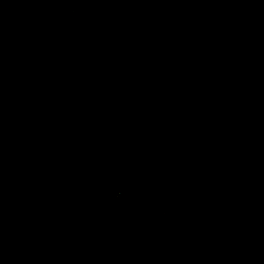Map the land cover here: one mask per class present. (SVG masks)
Here are the masks:
<instances>
[{"label":"water","instance_id":"obj_1","mask_svg":"<svg viewBox=\"0 0 264 264\" xmlns=\"http://www.w3.org/2000/svg\"><path fill=\"white\" fill-rule=\"evenodd\" d=\"M0 264H264V0H0Z\"/></svg>","mask_w":264,"mask_h":264}]
</instances>
